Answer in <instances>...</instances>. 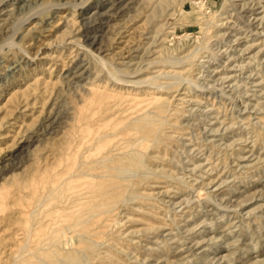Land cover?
Wrapping results in <instances>:
<instances>
[{
  "label": "rangeland",
  "instance_id": "obj_1",
  "mask_svg": "<svg viewBox=\"0 0 264 264\" xmlns=\"http://www.w3.org/2000/svg\"><path fill=\"white\" fill-rule=\"evenodd\" d=\"M193 2L0 0V264H264V0Z\"/></svg>",
  "mask_w": 264,
  "mask_h": 264
},
{
  "label": "bare ground",
  "instance_id": "obj_2",
  "mask_svg": "<svg viewBox=\"0 0 264 264\" xmlns=\"http://www.w3.org/2000/svg\"><path fill=\"white\" fill-rule=\"evenodd\" d=\"M236 1V0H235ZM230 2H234V0H230ZM194 4H195V7H196V9H197V11L199 12V13H201L202 14V16H206V13L204 12V0H194V2H193ZM4 12V11H3ZM207 14H209V13H207ZM164 58V57H163ZM174 60V59H173ZM167 61H170V60H167ZM118 71V70H117ZM99 73V72H98ZM100 75V74H99ZM117 79V78H116ZM118 80V79H117ZM156 80H157V78H156V76L154 77V78H152V80L150 81V85L151 86H155V87H160V86H158V84L156 83ZM132 84V83H131ZM137 85V84H136ZM120 86V85H119ZM154 87V88H155ZM151 88V87H150ZM102 104V103H101ZM103 108H105V107H103ZM102 108V109H103ZM107 109V108H106ZM104 110V109H103ZM102 111V110H101ZM103 112V111H102ZM147 112V111H146ZM98 114H99V110H98V112H97ZM149 110H148V115H149ZM154 113V112H153ZM98 114H97V117L99 118L100 116H98ZM102 114H104V113H102ZM100 115V114H99ZM106 115V114H105ZM108 115V114H107ZM95 117V116H94ZM141 117V116H140ZM146 117V116H145ZM151 117H153V120L155 119L156 120V118H154V116H152L151 115ZM104 118V117H103ZM105 118H107L108 119V117H105ZM137 118V117H136ZM94 118H92V120H93ZM102 119V118H101ZM144 119V118H143ZM89 120V119H88ZM91 120V121H92ZM105 121V120H104ZM146 121H148V120H146ZM145 120H144V122L145 123H147ZM157 121V120H156ZM93 122V121H92ZM92 122H90V123H92ZM108 122V121H107ZM134 122V121H133ZM151 122V121H150ZM96 123V122H95ZM143 123V122H142ZM145 123H143V124H145ZM149 123V122H148ZM157 123V122H156ZM155 123V125H157ZM139 124V123H138ZM137 124V125H138ZM136 124L135 125H133V126H137ZM154 125V124H153ZM154 125V126H155ZM132 126V127H133ZM147 127L149 126V124H147L146 125ZM146 126H144V129H142V131H144L145 130V127ZM95 127H97V126H95ZM134 127V131L136 132V134H135V136H134V142H133V144H135V143H138V145H140V143H143V141L144 140H147L146 139V137L144 136V135H140V132H141V130L139 129V126L138 127H136L135 128ZM141 127H143V126H141ZM151 127V126H150ZM92 129V128H91ZM100 129V128H99ZM108 129V128H107ZM157 129V128H156ZM131 130V129H130ZM129 130V131H130ZM146 130H148L147 128H146ZM105 131V130H104ZM104 131H103V133H104ZM140 131V132H139ZM149 131V130H148ZM158 131V130H157ZM107 133V132H106ZM153 133V132H152ZM142 134V133H141ZM110 135V134H109ZM157 135V134H156ZM101 136V135H100ZM99 136V137H100ZM152 137V136H151ZM154 137H156V136H154ZM101 139H102V141L104 140V138H102V137H100ZM150 139H153V138H150ZM156 140H158L157 139V137L155 138ZM101 141V140H100ZM148 141V143H149V140H147ZM152 141V140H151ZM80 142V141H79ZM129 142V141H128ZM127 142V143H128ZM131 142V141H130ZM153 142V141H152ZM99 143H101V142H99ZM129 144V143H128ZM92 145H93V143H92ZM131 145V144H130ZM129 145V146H130ZM142 145V144H141ZM98 146V145H97ZM89 147H90V144H89V142H87V148L89 149ZM92 147V146H91ZM100 147V146H99ZM131 147V146H130ZM129 147V148H130ZM78 148V147H77ZM95 148V147H94ZM93 147H92V149H94ZM130 150H132L131 148H130ZM137 150H139V149H137ZM77 151H78V149H77ZM74 153L76 154V151H74ZM104 153V152H103ZM140 153V152H139ZM75 154H74V158H75ZM102 154V153H101ZM131 154V153H130ZM84 155V154H83ZM85 156V155H84ZM105 156H107L106 154H104V155H102V158H101V161H99L100 159H98V158H96V159H98V161L99 162H102V161H108L107 160V158H109V157H105ZM78 157V156H77ZM130 157V156H129ZM88 158V157H87ZM95 159V160H96ZM110 159V158H109ZM77 160H78V158H77ZM113 161V160H112ZM98 162V163H99ZM117 162V161H116ZM106 163V162H105ZM118 163H120V162H118ZM123 163V162H122ZM113 164H115V163H113ZM112 164V165H113ZM127 164H130V162L129 163H127ZM101 165V164H100ZM123 165V164H122ZM102 166V165H101ZM110 166V165H109ZM124 166V165H123ZM123 166H121V164H119V165H115L114 167H115V170H116V172H117V174L115 175V177H120V178H124L126 175H128L129 173L131 174V172H132V168H129V167H123ZM131 166V165H130ZM138 166V165H137ZM136 166V167H137ZM104 167V166H103ZM112 167V166H111ZM111 167H109V169H112ZM87 169H88V167H87ZM104 169V168H103ZM106 169H107V166H106ZM133 169H134V167H133ZM84 170V169H83ZM94 170V169H93ZM114 170V169H113ZM87 172V171H86ZM85 172V173H86ZM73 173V172H72ZM82 173V172H81ZM87 174V173H86ZM71 175H73V174H71ZM76 175H78V174H76ZM82 174H80V175H78V176H81ZM84 176H86V175H84ZM89 176H90V173H89ZM74 177H76V176H74ZM68 181V180H67ZM89 184V183H88ZM111 185H114L113 183L111 184ZM106 186H108L107 184H101V187H106ZM59 187V186H58ZM57 187V188H58ZM90 187H92V186H90ZM100 187V186H99ZM115 188V187H114ZM55 189V188H54ZM60 189V188H59ZM53 190V189H52ZM51 190V191H52ZM60 191V190H59ZM104 191H106V190H104ZM60 192H62V191H60ZM88 192V191H87ZM109 192V191H108ZM40 193V191H38V194ZM101 193V192H100ZM99 193V194H100ZM43 194V193H42ZM41 196V195H40ZM42 197V196H41ZM69 198V197H68ZM98 199H94L93 201H92V206L90 207V208H87V209H85V211H84V214L82 215V216H80V217H78V218H76V219H74L73 220V222L72 223H70L71 225H73V227H80V230L82 229V227L84 226V225H86V224H89V223H92V224H98L99 223V221H100V215L103 213V212H107L108 211V208H110L111 206V202H109L108 201V199L107 200H105V199H102V198H99V196L97 197ZM37 199H38V197H37ZM41 200H43V199H41ZM40 200V201H41ZM44 200H46V199H44ZM43 200V201H44ZM95 201V202H94ZM38 204H40V202L38 203ZM78 204V203H77ZM38 206V205H37ZM83 206V205H82ZM82 209V208H81ZM107 223V222H106ZM108 224V223H107ZM89 226V225H88ZM70 227H72V226H70ZM65 228V227H64ZM84 228V227H83ZM60 229V228H59ZM61 229H63V228H61ZM53 231H55V230H53ZM64 231V230H63ZM62 232V231H61ZM52 233V232H51ZM55 232H53L52 234H51V236H50V239H52L51 241H49L48 242V245H50V246H59V245H61V240L60 239H58L59 238V236L60 235H53ZM63 233V232H62ZM76 235V234H75ZM74 236V235H73ZM76 236H80L81 237V240L82 241H84V242H86V241H89L90 240V238H89V232L88 231H80V232H78L77 233V235ZM49 239V240H50ZM64 239V238H63ZM80 240V241H81ZM92 242V240H90V243ZM65 243V242H64ZM92 243H94V242H92ZM93 247H94V245H92ZM84 247V246H83ZM86 247V246H85ZM83 249V248H82ZM82 249L80 250V249H78V250H76L75 252H74V255L75 256H77L78 254H80L81 252H82ZM83 250H85V249H83ZM89 251V250H88ZM87 251V252H88ZM94 251V250H93ZM52 253V252H51ZM61 253V252H60ZM64 253V252H63ZM86 254H88V253H86ZM58 255H59V253H58ZM61 255V254H60ZM60 255H59V257H60ZM82 255V254H81ZM52 256H53V253H52ZM57 256V255H56ZM56 256H55V258H56ZM62 256V255H61ZM79 256V255H78ZM84 256V255H83ZM86 256V255H85ZM84 256V257H85ZM51 257V256H50ZM63 257V256H62ZM53 258H54V256H53ZM52 258V259H53ZM54 258V259H55ZM57 258H58V256H57ZM82 258V257H81ZM51 259V260H52ZM53 259V260H54ZM62 259V258H61ZM83 259V258H82ZM56 261V260H55ZM82 261V260H81ZM54 261H52V263H53ZM60 263H61V260L59 261ZM51 263V264H52ZM55 263V262H54ZM64 264H80V260L77 258V257H71V258H69L67 261H65L64 262Z\"/></svg>",
  "mask_w": 264,
  "mask_h": 264
}]
</instances>
